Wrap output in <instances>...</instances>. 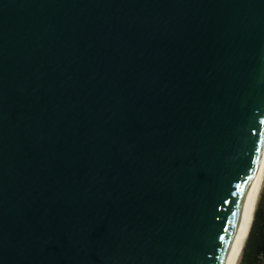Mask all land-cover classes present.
Returning a JSON list of instances; mask_svg holds the SVG:
<instances>
[{"label": "water", "instance_id": "1", "mask_svg": "<svg viewBox=\"0 0 264 264\" xmlns=\"http://www.w3.org/2000/svg\"><path fill=\"white\" fill-rule=\"evenodd\" d=\"M264 132V0H0V264H219Z\"/></svg>", "mask_w": 264, "mask_h": 264}, {"label": "bare ground", "instance_id": "2", "mask_svg": "<svg viewBox=\"0 0 264 264\" xmlns=\"http://www.w3.org/2000/svg\"><path fill=\"white\" fill-rule=\"evenodd\" d=\"M264 182V132L242 194L240 218L237 221L219 264H238L253 222Z\"/></svg>", "mask_w": 264, "mask_h": 264}, {"label": "trees", "instance_id": "3", "mask_svg": "<svg viewBox=\"0 0 264 264\" xmlns=\"http://www.w3.org/2000/svg\"><path fill=\"white\" fill-rule=\"evenodd\" d=\"M238 264H264V182Z\"/></svg>", "mask_w": 264, "mask_h": 264}]
</instances>
